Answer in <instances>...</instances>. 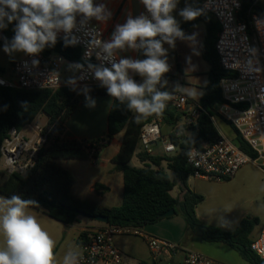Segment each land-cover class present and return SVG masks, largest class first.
Returning a JSON list of instances; mask_svg holds the SVG:
<instances>
[{"label": "trees", "instance_id": "obj_1", "mask_svg": "<svg viewBox=\"0 0 264 264\" xmlns=\"http://www.w3.org/2000/svg\"><path fill=\"white\" fill-rule=\"evenodd\" d=\"M203 0H186L195 8L201 9ZM262 17L264 11L252 0H242V10L239 14L245 18L250 8ZM199 23H205L206 35L203 43L204 58L209 63L210 80L206 93L201 101L202 111L194 124L183 126V134L179 137L175 133L169 134L170 141L176 146L175 154L171 156H152L139 152L138 158L150 165L138 168L130 165L139 145V136L142 126L150 121L155 114L147 116L145 120L134 119V113L127 108V101L120 103L113 98V103L108 114V127L104 139L95 142L76 139H62L66 121L82 104L85 98L83 90L73 87H60L54 90H27L0 87V159L1 146L13 127L21 130L26 125L32 124L41 114L48 118L46 130L47 141L38 150L34 165L23 174H8L0 171V195L10 197L20 195L23 199L36 202L30 208L44 212L50 218L64 224L71 225L80 215L105 216L107 225L122 227H143L155 224L162 219V215L170 210L176 214L181 212L191 230L197 231L205 240L210 242H223L236 249L252 264H264L250 248L252 234L255 226L259 224L257 218H245L234 232H227L220 228L205 225L196 215V207L204 201L203 196L191 192L187 188V179L193 170L187 164V155L190 149L203 148L205 144H213L220 139V133L213 122L222 118L217 116L214 107L223 102L220 84L222 80L232 78L235 74L224 71L218 62L215 51L220 27L218 22L202 12L194 21H185L180 26L183 31ZM56 52L70 62L81 61V51L76 45L65 46L64 40H57L53 46H46L42 53L50 56ZM4 70L0 69L3 74ZM90 97L110 96L106 88L101 86L88 87ZM162 124L176 127L183 122L185 114L176 108L166 107L161 113ZM225 122V121H224ZM227 123L234 136L231 139L244 153L256 159L257 153L240 137L236 129ZM124 133L122 146L113 158L116 170L122 172L124 180L123 200L119 207H106L96 204L88 199H81L71 194V189L76 183L74 175L62 168L58 160L97 159L104 146L102 141L109 142L116 135ZM167 162V169L172 173L160 169L161 163ZM156 167V168H155ZM226 181V180H225ZM185 189L182 201L171 196V191L177 184ZM100 185H96L99 191ZM90 233L82 232L78 243L85 244Z\"/></svg>", "mask_w": 264, "mask_h": 264}, {"label": "built area", "instance_id": "obj_2", "mask_svg": "<svg viewBox=\"0 0 264 264\" xmlns=\"http://www.w3.org/2000/svg\"><path fill=\"white\" fill-rule=\"evenodd\" d=\"M141 13L147 15L141 3ZM201 9L204 14L212 16L219 24L220 31L215 43L218 62L221 68L235 74L234 77L222 80L220 87L223 102L215 105L217 116L231 124L240 137L257 153L252 159L244 153L230 138L220 133V139L213 144H205L202 149L194 147L192 159L187 155V164L192 168L191 177L201 180H230L242 167L253 163L264 169V17L252 7L245 18L239 14L242 0H203ZM75 38L81 51V61L70 62L63 56H45L42 52L35 56L14 61L10 67V77L0 73V87L27 90H54L60 87H72L63 81V72L67 66L74 72L76 84L73 87L83 90L85 86H100L88 70V64L100 65L96 52L90 48L93 39L108 41L106 33L92 23L76 22V27L68 36ZM65 33L60 31L57 40H64ZM120 58L116 54V60ZM33 60L38 64L33 65ZM75 65H83L76 70ZM110 67V64L105 63ZM171 93L166 107L176 108L185 114L188 125L194 124L200 113L201 105L188 107V99L178 92ZM213 122L215 118L212 117ZM162 118L159 114L141 128L139 136L140 152L152 153V146L162 142L164 152L171 156L176 146L170 139L164 140ZM33 135L24 136L17 128L10 129L1 146L0 165L8 174H23L34 165L36 154L47 141L48 130L31 127ZM183 131L176 133L181 136ZM189 150V151H190ZM140 235L134 227L107 225L103 229L90 234L85 244H79V264H122L123 255L114 244L118 236ZM152 261L155 264H170L174 254L181 246L152 236L144 237ZM251 251L264 260V222L260 234L251 242ZM176 264H216L203 254L185 251L183 259Z\"/></svg>", "mask_w": 264, "mask_h": 264}, {"label": "clouds", "instance_id": "obj_3", "mask_svg": "<svg viewBox=\"0 0 264 264\" xmlns=\"http://www.w3.org/2000/svg\"><path fill=\"white\" fill-rule=\"evenodd\" d=\"M141 3L147 15L141 13L133 17L129 13L125 23L115 26L110 40L95 38L91 41L90 48L99 49L96 57L102 63L88 64L93 78L111 97L120 103L127 101V108L135 113L137 122L142 117L161 113L171 99V93L160 90L167 84L162 77L170 70L164 44L174 48L175 41L180 39L195 45L198 35H186L173 16L179 0H141ZM77 15L84 24L93 18L107 22L112 12L104 3L97 4L94 0H0V29L16 22L14 36L10 41L5 40L3 51L10 56L15 52L35 56L46 46L55 45L60 31L65 33V46L74 45L75 38L68 39V36L76 27ZM178 15L184 21H194L202 15V9L186 4ZM126 48L142 50L146 58L117 61V50ZM32 63L36 65L38 61ZM75 68L81 70L83 65H75ZM130 71L143 77V82L133 79ZM68 83L75 86L76 80L70 78ZM89 91L85 86V107L94 108L96 101L87 95ZM193 155L194 151L190 150L189 158ZM34 204L35 201L20 195L0 197V236L3 237L0 264H57L55 241L28 211ZM80 255L78 250L69 248L62 264H79Z\"/></svg>", "mask_w": 264, "mask_h": 264}, {"label": "crops", "instance_id": "obj_4", "mask_svg": "<svg viewBox=\"0 0 264 264\" xmlns=\"http://www.w3.org/2000/svg\"><path fill=\"white\" fill-rule=\"evenodd\" d=\"M252 1L257 4V6L261 10L264 11V0ZM94 3H104L112 12V17L107 22H99L94 18L87 21V23H92L99 26L106 33L108 40L111 39V35L115 29V26L117 24L125 23L127 15L129 13H131L133 17L141 14L140 0H94ZM172 14L178 20L177 14H175V12H173ZM208 16L212 17L210 15ZM81 20L82 17L80 15H77L76 22H81ZM178 23L180 26H182L184 25L185 21L182 18V20H180ZM15 25L16 22L13 21L12 23L8 24V27L6 29H0V51L4 46L5 40L7 39L8 41H10L13 38V29L15 28ZM184 32L186 35L197 33V43L195 45H192L190 42L185 40L177 39L175 41V50L170 51L167 54V57L169 56L171 60H174V65L170 67L169 71L171 73L178 72L180 74V76L176 78V80L178 81V87L176 90L172 91L166 89L161 91L178 92L185 95L188 99V107H192L201 105V101L209 85L211 67L204 58L202 49L203 41L206 35L205 23H199V25L197 24L196 26H194L192 32L190 30ZM141 53L142 50H132L126 48L124 50H117L116 54L119 58L142 59ZM26 56L27 54L23 52H16L15 57L9 55L10 60L8 65L7 60L0 58V69L4 70L2 75L10 77L9 70L13 62L23 59ZM129 74L138 83L143 82L144 78L139 76L138 74L132 73L131 71ZM70 78L74 79V72L66 66L63 72V81L65 83H68ZM91 98L96 101V106L94 108L85 107L86 100L84 98L82 104L66 121L63 133L61 135L62 139H76L79 141L86 140L89 142H95L97 140H102L105 138L108 127V114L113 103V97L95 96ZM146 118L147 117H142L140 120H145ZM30 126L34 127L33 123L30 124ZM166 126L168 129L170 128V131L168 133ZM181 126H189L185 118L183 119V122L176 127L162 124L161 131L163 139H170L169 134H176L180 131H183L181 129ZM42 128H46V126ZM217 129L219 133L224 135L218 127ZM19 131L26 137H31L33 135V132L29 125H26ZM123 135L124 133L122 132L116 135L109 142L102 141V144H104V146L100 150L97 159H69L70 161L63 160L64 162H58V164L62 168L71 172L76 178V183L72 187V189H74V187L80 183L81 187L85 188L86 192L91 196V198L88 200L110 208L119 207L122 204L124 189L123 174L122 172L116 170V164L113 162V158L117 155L120 147L122 146ZM163 144V141L153 144L151 155L158 157L167 156L164 152ZM139 152L140 147L138 145L135 155L130 161V165L138 168L150 165L149 162L140 161V159L138 158ZM159 168L166 171L170 176H172V173L167 169V162L163 161ZM0 171H3L1 165ZM190 181L191 176L187 179V188L191 192L199 195L196 189L191 188ZM96 185L101 186L99 191L96 190ZM170 194L173 198L182 201L185 194V189L181 184L178 183ZM28 211L30 214L36 216L42 227L50 234L52 239L55 241V254L59 251V249L63 245L62 242L64 241V238L69 235L70 232L73 241V246L70 247L77 250L79 245L78 238L82 232H88L91 234L105 227L104 224L98 223L96 221L79 226V224H76L79 223L78 220L74 224L64 225L50 218L42 211L30 207ZM196 215L198 219L205 225L220 228L227 232H234L240 222L245 218H257L259 220V224L255 226L252 234L250 235L251 241L260 234L261 227L264 222V212H262L260 208H254L252 209V211H245L243 212V216L240 218H235L233 215H230L224 216L222 219H217L216 222H213L211 221V217L204 216L199 213V208L197 205ZM134 228L140 233V235L118 236L114 239L115 246L123 255L122 264H155L152 261L150 252L149 256L145 257L140 250L138 242L139 240H141L146 244V241L144 239L145 236H152L181 246V249H179L174 254L170 264L179 263L183 259L185 251H193L203 254L205 257L216 264H252L236 249L232 248L228 244L223 242L207 241L197 231L191 230L181 212H178L172 217L164 218L155 224ZM123 237L128 238L125 240V238ZM2 246L3 237L0 236V247Z\"/></svg>", "mask_w": 264, "mask_h": 264}, {"label": "rangeland", "instance_id": "obj_5", "mask_svg": "<svg viewBox=\"0 0 264 264\" xmlns=\"http://www.w3.org/2000/svg\"><path fill=\"white\" fill-rule=\"evenodd\" d=\"M185 1L186 0H179L177 9L173 11L178 16V20L176 19L178 22L182 20V17H180L178 13L185 7ZM193 29L194 27L190 28V31L192 32ZM164 47L167 49V54L170 51L175 50V48L170 47L168 44H165ZM0 52V58L7 60L8 65L10 60L9 54L5 53L3 48H1ZM15 55L16 52L12 53V57H15ZM141 57L142 59L146 58L143 55V51L141 53ZM167 59L170 67L174 65V60H171L169 56ZM179 76L180 74L178 72L171 73L169 71L164 75V77H162V81L167 80V84L163 88H160L159 85L157 87L160 88V90H176L178 87V81L176 78ZM47 123V116L41 114L33 122V126L44 127L47 126ZM216 125L225 136L231 139L233 138V129L227 123L217 119ZM181 128L183 127L181 126ZM166 129L168 133L170 128L168 129L166 126ZM63 160L70 161L69 159H62V161L58 160V162H64ZM190 186L192 189H196L198 194L204 198V201L198 205L199 213L201 215L211 217V221L213 222H216L217 219H222L224 216L230 215H233L235 218H240L243 216V212L249 210L252 211L254 208H260L262 212H264V170L260 169L253 163H249L242 167L233 179L218 181L216 179L201 180L191 177ZM71 194L81 199L91 198L90 194L86 192L85 188L81 187L80 183L75 186L74 189H71ZM77 220L79 223L76 224H79V226L95 222V220L88 219L82 215L78 216ZM123 238L126 240L128 237ZM62 243L63 245L55 254L57 264H62L64 254L73 246L71 232L64 238ZM138 243L143 255L148 257L149 250L145 242L139 240Z\"/></svg>", "mask_w": 264, "mask_h": 264}, {"label": "water", "instance_id": "obj_6", "mask_svg": "<svg viewBox=\"0 0 264 264\" xmlns=\"http://www.w3.org/2000/svg\"><path fill=\"white\" fill-rule=\"evenodd\" d=\"M53 56H58L59 54L56 53V52H52ZM176 214V211L175 210H170L168 212H166L164 215H162V218H169V217H172ZM88 219H92V220H95L101 224H108V218L105 217V216H101V215H97V216H90V215H82Z\"/></svg>", "mask_w": 264, "mask_h": 264}]
</instances>
